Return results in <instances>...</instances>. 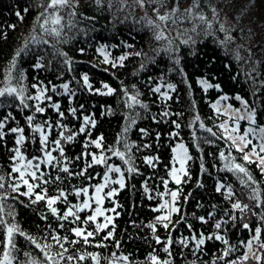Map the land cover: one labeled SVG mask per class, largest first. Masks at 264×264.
<instances>
[{
    "label": "trees",
    "instance_id": "trees-1",
    "mask_svg": "<svg viewBox=\"0 0 264 264\" xmlns=\"http://www.w3.org/2000/svg\"><path fill=\"white\" fill-rule=\"evenodd\" d=\"M196 2L179 0V19L173 23L159 21L152 10L159 7L163 15L171 9L173 0H166L163 7L148 3L140 7L134 0H100L99 3L73 0L74 8L61 12L65 27L61 35L55 37L37 27L36 17L47 0H0V88L10 83L18 91L23 89L28 105L23 107L14 97H0V121L4 122L0 131L5 133L0 138V176L4 177L0 182L5 184V188L0 189V197H6L0 200L3 204L0 219L5 221L0 225V241L5 240L9 225H16L25 233L14 237L16 250L11 253L15 257L12 264L44 261L43 253L31 244L28 236L41 245H52L49 252L55 256L61 249L51 236L79 240L70 232L72 227L94 231L96 224L106 222L102 216L99 222L84 224L90 208L78 213L80 221L73 223L71 217L61 221L51 214L46 200L32 204L34 195H20L27 188L17 179L19 174L11 169L15 166L23 169L28 160H32L33 166L40 164L39 169L29 167L28 172L35 170L37 177L43 173L42 179L33 180L27 174L24 177L29 183L43 185L34 189L36 193L46 192L48 197L58 196L61 191L65 194V198L53 205L60 215L70 206L79 205L84 195H76L77 190L101 182L108 161L120 168L117 173L122 175L125 187L121 189L119 183L112 180L102 189L107 191L103 196V212L112 218V223L90 238L89 244L62 241L68 249L66 255L95 254L99 264H153V256L157 264H164L166 260L170 264H231L244 255L240 242L254 236L256 228H261L260 240L264 241L261 219L264 174L254 161H242L240 152L232 148L222 134L218 123L220 114L211 106V101L222 95L234 102L241 97L252 108L255 124L264 127V0H198L193 12L185 14L184 9ZM71 11H75L74 17L68 15ZM199 15L205 20L201 21ZM149 19L159 27L149 25ZM222 19L229 26L228 36L219 28ZM188 29L193 33L189 38L177 36ZM161 30L165 38L157 40L155 37ZM33 36L41 42H30ZM26 41L29 42L27 49L17 56ZM121 56L126 57L122 62ZM85 75L88 84L83 82ZM64 84H68L67 90L62 87ZM104 85L114 89L113 93L100 94L107 91ZM156 88H160V92H155ZM41 89L45 90V99H27L35 97ZM133 95L137 96L139 104L128 99ZM54 104L59 105L63 117L52 107ZM37 106L45 111L36 112ZM71 109H76L75 114ZM29 116L33 117L31 124L27 120ZM85 116L93 118L95 126L87 125V131L80 133ZM38 124L44 125L48 135L46 150L56 157L52 164L47 163L41 150L39 133L33 131ZM48 125L52 127L49 129ZM12 128L23 129V132L13 133ZM60 132L65 136L73 135V140L62 139ZM18 135L24 137L19 145L23 161L13 159ZM100 137L102 147L97 148L91 141ZM57 139L61 140L63 155L53 143ZM177 139L187 143L190 157L180 184L168 176L172 145ZM113 151L124 152V159L113 155ZM101 153L105 163L94 164L92 155L99 157ZM221 153L229 157L227 164L237 161L244 166L255 183L241 184L240 180L246 177L226 167L220 159ZM146 158L153 163H146ZM63 167H68L73 175L60 171ZM129 168L135 171L129 172ZM81 171L84 175H76ZM45 180L49 182L45 184ZM13 183H19V192H11ZM220 184L225 187L217 192ZM228 187L236 194L231 199ZM171 188L178 193L177 199L173 202L171 198L170 206L161 208ZM252 189L257 192L253 193ZM109 192L113 193L111 197L107 195ZM252 195H257L258 199H249ZM237 200L249 205V210L241 213L233 209L231 205ZM173 206L179 211L171 213L170 221H166L169 227L165 229L164 222L157 217L168 215ZM10 211L14 216L8 215ZM61 223L63 229L59 227ZM217 223L221 224L220 229L215 227ZM244 224H248L251 231L245 229ZM151 225L156 226L155 230ZM109 231L113 236L104 240ZM214 235L222 236L228 244L224 240L208 239ZM201 236L205 243L197 248L196 240ZM182 240L187 243H180ZM101 242L104 246L97 247ZM231 246L235 249L223 256ZM248 255L245 264H257L256 255L262 256L260 264H264V249L256 244ZM124 256L128 257L127 261L122 259ZM2 257L3 245L0 244ZM60 264L95 262L89 257L84 261L61 260Z\"/></svg>",
    "mask_w": 264,
    "mask_h": 264
},
{
    "label": "snow or ice",
    "instance_id": "snow-or-ice-1",
    "mask_svg": "<svg viewBox=\"0 0 264 264\" xmlns=\"http://www.w3.org/2000/svg\"><path fill=\"white\" fill-rule=\"evenodd\" d=\"M76 2L78 3L79 0H76ZM97 3L100 2V0H96ZM135 4L139 5L140 7H144L146 3L148 4H159L160 7L165 6V2L166 0H134ZM74 3L73 0H47L46 5L43 8V11L36 17V21H37V27L45 34L48 35H52L55 37H59L61 35V31L62 29L65 27V25L62 23L63 20V16L61 15V12L65 9L68 8H74ZM198 6V0L196 3H194L191 7L184 9V13L185 14H191L194 10L195 7ZM153 12L156 14L157 19L161 22H165V21H169L171 20L173 23L176 22L177 19H179V16L177 15L179 13V0H173V6L171 7V9L166 12L165 14L161 15L160 14V8L159 7H153ZM25 11H27V9H25ZM213 12L215 13V9H213ZM69 16L74 17L76 15L75 11H71L68 13ZM17 16L23 20V17L21 16V14L19 12H17ZM201 21L205 20V17L203 15H199L198 17ZM149 25H154L155 27H159V25H157L155 23V21L149 19L148 20ZM209 23V27H211V23ZM69 27L72 26V22L69 21L68 24ZM14 27V26H13ZM221 30H223V25L221 26ZM157 40L160 39H164V34H163V30H161L155 37ZM33 43H40L41 41L37 40V38L35 36L32 37L31 41ZM43 43H47V41H42ZM183 43H188V41H183ZM29 42L26 41L24 48L20 49L16 55L19 56L21 52L25 51V49H27ZM81 52H83V49H81ZM136 55H140V53H136ZM120 61L122 62L124 59H126V57L121 56ZM14 62H13V67H14ZM116 65L113 64V67H115ZM37 68L41 67V65L38 63L36 65ZM83 82L84 84H88V76L85 75L83 77ZM201 83H204L203 81H201ZM208 85H206L207 87ZM62 87L67 90L68 89V84H64L62 85ZM169 88H172V85L168 86ZM104 88L107 89L106 92L100 93V94H104V95H110L113 93L114 89L110 88L108 85H104ZM89 89L91 90V86L89 85ZM44 89H41L39 91V93L35 96H28L27 99L28 100H32L35 99L37 101L45 99L44 96ZM100 90H97V92H99ZM155 92H160V88H156L154 90ZM5 95L10 96V97H14L20 100V104L23 107H28V105L25 103V98L23 97V89H20L19 91L17 90L16 87H12L11 84L9 83V86L4 87V88H0V97H4ZM162 96H166V93H162ZM47 99H51V97H47ZM128 99L133 103V104H139L140 101L137 99V96L133 95V96H129ZM222 99H224L222 97ZM239 99V98H238ZM246 103V102H245ZM131 106V105H130ZM143 107H146V105H142ZM52 107H54L55 109H57L58 114L63 117L64 113L63 112H59V105L58 104H54L52 105ZM36 112L38 113H43L45 111V109L43 107L37 106L36 107ZM76 109H71V112L73 114H75ZM165 116L168 115L167 112L164 113ZM247 119L250 121H253L254 119V113H249L247 116ZM28 122L31 124L33 117L29 116L27 117ZM135 121H132V123H134ZM87 125H92L95 126V120L93 118H90L88 116L84 117V126H81V128L79 129L80 133H85L87 131ZM52 126L48 125V128L50 129ZM58 127H62V125H58ZM177 127H179V125H177ZM201 127H203V125H201ZM221 127H225L224 125H221ZM4 128V122L0 121V130H2ZM227 131V129H225ZM34 132L39 133L40 136V144L42 146L41 150L44 152V155L47 158V163L52 164L53 161L56 160V157H54L51 153V151H47V147H48V135L46 134V131L44 129V125H36L35 128L33 129ZM125 131H127V129H125ZM143 132V130H141ZM211 131V130H209ZM233 131H235V129H233ZM249 132H253L252 129L248 130ZM261 133H264V128H261L259 130ZM11 132L13 133H22L23 129L20 128H12ZM253 134H255L253 132ZM5 135V133L3 131H0V138H2ZM60 137L64 140L67 141H71L73 140L74 136L73 135H67L65 136L63 132L59 133ZM248 132H246L244 134V136L240 137V140L244 143L245 146H247L248 144H251V140H246L245 137H247ZM102 137L91 141L92 144H95V146L97 148L102 147ZM262 139V143L259 146V152L255 151V146H253V154L256 155L259 159V165L262 168V171H264V156H261L260 153H264V136L261 137ZM24 141V137L23 135H18L16 138V144L18 145V147H16L14 149L15 155L13 156L14 160H19V161H23L24 160V156L21 153L20 147L19 145H21ZM53 143L56 146V149L60 151L61 155H63V148L60 146L61 145V140L57 139L55 141H53ZM235 143V142H233ZM147 147V146H146ZM181 149H183V145L179 146ZM175 151V149L173 150ZM240 151H243V149L241 148ZM113 155L120 157L121 159H124L125 157V153L124 152H120V151H113ZM221 157L224 156L223 153L220 154ZM33 159H37V158H33ZM190 159V157H189ZM243 159L245 161H247L248 163H252L253 161L250 159L249 155L245 154L243 156ZM92 162L94 164H104L105 163V157L103 154H101L99 157H97L96 155H92ZM125 163H128L127 160H125ZM146 163L148 164H152L153 161L150 158H146ZM92 165H88V167H91ZM29 167H34V169H39L40 168V164L37 163L33 166V162L32 160H28L27 161V165L22 169L20 166H15L11 169V171L13 173H18V180L22 181L23 184L26 186L27 191H24L22 193H19L20 195L26 196V197H32L34 195V199L31 200L32 204H35L38 201H45L47 203V207L50 210L51 214L53 216H57L59 220L61 221H67L70 217L72 218V222L75 223L77 221H80V216L78 215L79 212H82L83 210L89 208L91 205L89 203V200H84L82 204L80 205H72L70 206L62 215L58 214V210L56 207H54L53 205H55L57 203L58 200H61L62 198H65V194L61 191L60 194L58 196H54V197H48L45 194H40V193H36L34 191L35 188L37 187H42L43 185H37V184H32L29 183L28 179H25V175L27 174L31 179L36 180V179H42L43 178V173H41L40 177H37V172L35 170L28 172L27 169ZM230 170H235L238 173H242L244 174V176L246 177V179H241L240 183L247 186L248 182H252L255 183V181H253V177L252 175L248 172V170L240 165V164H234L232 166V168ZM60 171H63L65 173H67L69 176L73 175L72 172H70V170L68 169V167H63L62 169H60ZM86 171V170H85ZM120 172V168L116 167V168H112L109 167L108 168V172ZM129 172H133L135 171L134 168H129L128 169ZM180 171L183 172L184 171V159L181 158L180 159ZM76 175H84V171H81L79 173H76ZM171 175L173 176V178L176 180L177 184H180V179L176 177V170L173 169V172L171 173ZM57 180L60 179V177H56ZM4 177L0 176V181H3ZM105 180L107 182V174L105 175ZM49 181L45 180L44 183L47 184ZM117 183H119L120 188H124L125 184H124V180L121 179L119 181H117ZM167 182H165L166 184ZM105 185H99L96 187V193H97V197H96V203L99 205V203L102 201V197L99 196V193L101 192L102 188ZM19 183H13L12 185H10V190L12 193H16L19 192ZM225 185L220 184L217 186L216 191L220 192L222 188H224ZM5 188V184L0 182V189H4ZM253 193H256L257 190L256 189H252ZM88 193V189L87 188H83L80 190L76 191V195H87ZM107 195L109 197H111L113 195L112 192L107 193ZM171 198L173 200V202L177 199V195L178 193L173 191L171 192ZM236 194L232 191L231 187H228V198H232L234 197ZM6 199V197H0V200ZM249 199H253V200H257L258 196L257 195H252L249 197ZM167 202H165V204L161 205V208L167 207ZM233 209H238L240 210L241 213H245L246 211L249 210V205L247 204H241V202L239 200H237V202L233 203L232 205ZM259 206V204L257 205ZM111 211H114L111 210ZM179 211V209H177L176 207H171L169 214L168 215H164V216H159L157 217L158 221L164 222L163 223V227L165 229H167L169 227V223L166 221H170V215L172 212H177ZM3 212V204H0V213ZM9 216H14V212H8ZM98 216H104V212L97 207V209L95 210L94 214L89 215L86 219L83 220L84 224H89L90 222H95L97 220ZM105 219V223L103 224H96V227L94 229V231H87L86 229L82 228V227H72L70 229V232L72 234H74L75 237L79 238V240L73 239V240H68V236H58V235H53L51 236V239L54 241V243L61 249V251L57 252L55 254V256L50 255L49 250L51 249L52 245L50 244H44L41 245L40 243H38L33 237L28 236L27 239L31 242V244L35 245V247L37 249H39L44 256V261H36V260H31L29 262H27V264H60L61 260H66L68 262H72L73 260H78V261H84L86 258H91L92 261L95 262V264H99V258L97 255L95 254H91V253H87V254H82V255H77V256H73V255H66V253L68 252V249L64 247V243L62 241H68V243L70 244H77L79 242H83L84 244H89L91 243L90 238L94 237L95 235H97L100 231L107 229L109 224L112 223V218L108 217V216H104ZM234 219V218H233ZM262 221H264V215H262L261 217ZM200 220H204V217H200ZM5 223V221L3 219H0V225H3ZM59 227L61 229L64 228V224L61 223L59 225ZM151 227L155 230V225H151ZM189 227H191V225H189ZM215 227L217 229L221 228V224L217 223L215 225ZM243 227L245 229H249V231H251L250 227L248 224H244ZM19 234L20 236H24L25 233L20 231V229L18 228V226L16 225H9L6 229V238L4 241H0V244L3 245V257L0 258V264H12V260L15 259V257H13L11 255L12 251L16 250V245L14 243V237L15 235ZM260 234H261V228H256L255 229V235L251 236L250 239L248 241H241L240 242V246L243 247L245 249V253L242 257L238 258L237 260L231 261V264H245V262L249 259V255L248 252L252 250L253 244H256L258 246V248L260 249H264V241L260 240ZM113 236V232L109 231L107 233V235L104 237V240H107L109 238H111ZM193 239H195V237H193ZM208 239H216V240H224V238L220 235H214V236H209ZM157 243H160V239L159 237L156 238ZM172 243L171 238L169 237L168 239V244L170 245ZM180 243L185 244L187 243V241L182 240L180 241ZM205 243V239L203 238V236H201V238H199L198 240H196V246L197 248H199V246L203 245ZM225 244H228L227 240H224ZM97 247H103L104 244L103 242L99 243L96 245ZM117 247H119V244H117ZM235 249V246H231L229 248H227L224 253L223 256H228L233 250ZM165 251H168L167 247L165 248ZM26 256L29 254H25ZM223 257H221L222 259ZM123 260L127 261L128 257L124 256L122 257ZM255 259L257 261V264H260V261L262 260V256L261 255H256ZM153 260V264H157V258L155 256L152 257ZM164 264H170V261H164Z\"/></svg>",
    "mask_w": 264,
    "mask_h": 264
},
{
    "label": "rangeland",
    "instance_id": "rangeland-1",
    "mask_svg": "<svg viewBox=\"0 0 264 264\" xmlns=\"http://www.w3.org/2000/svg\"><path fill=\"white\" fill-rule=\"evenodd\" d=\"M223 25V33L224 36H228L229 35V31H228V24L227 21L222 19L219 21V28L221 29V26ZM176 32V29L174 31V33ZM181 34L177 35L179 38H189L188 36L190 34H193L192 32L190 33V30L188 29V31H180ZM204 87H206V84H204ZM222 97L224 99H222ZM239 98V99H238ZM211 106L213 107L214 111L216 113L220 114V118L218 119V123L221 129L222 134L224 135L225 139L228 140V142L230 143V145L232 146V148H234L235 150L239 151V156L241 157L242 161H245L243 159V156L245 154L249 155L250 159L252 161H254L258 167L261 169V166L259 165V159L256 155L253 154V146H255V151L259 152V146L262 143V139L261 137L264 136V133H261L259 130L261 128H264L263 126H259L256 125L253 121H250L247 119L248 114L251 112L253 113V110L251 107H248L245 103V101L241 98V97H237L236 98V102L232 101L229 99L228 96L226 95H222L220 97H217L216 99L211 101ZM221 125H224L225 127H221ZM227 129V131L225 130ZM233 129H235V131H233ZM252 129L253 132L255 134H253V132H249L248 130ZM248 132L247 137H245L246 140H251V144H248L247 146L244 145V143L240 140L241 136H244V134ZM235 142V143H233ZM183 145V149H181L179 146ZM243 149V151H240V149ZM175 149V151H173ZM102 154V153H101ZM224 156L221 157L220 155V159L223 162V164L228 167V168H232V166L234 164H240L237 161H235L232 164H227L229 163V157L223 153ZM261 156H264V153H260ZM189 157V152H188V145L187 143L184 141V139H177L175 141V143L172 145V164L171 167L169 169L168 172V176L169 178L176 182V180L173 178V176L171 175V173L173 172V169L176 170V177L180 179V181H182L184 179L185 174L187 173V169H186V164H187V159ZM183 158L184 159V171L181 172L180 171V159ZM116 163H111V161L107 162V166H106V170L102 175V179L101 182H99V184H95L92 187H85L88 189V193L87 195H84L82 200L80 201L79 205L83 203L84 200H89L90 203V210L91 213H89V215L94 214L95 210L97 209V207H99L102 211L104 209L103 207V201H104V193H106L107 191H102L99 193V196L102 197V201L99 203V205L96 203V197H97V193H96V187L99 185H105L104 187L108 186L109 181L115 180V181H119L122 178V175L118 174L117 172H108V168L112 167V168H116ZM241 165V164H240ZM262 173L264 174V171H262ZM107 174V182L105 180V175ZM103 189V188H102ZM175 191L174 188H171L169 190H167L168 193V197H167V207L170 206L171 203V192ZM165 204V202H164ZM104 216H107V214H105ZM100 217L102 216H98L96 222L101 221Z\"/></svg>",
    "mask_w": 264,
    "mask_h": 264
},
{
    "label": "built area",
    "instance_id": "built-area-1",
    "mask_svg": "<svg viewBox=\"0 0 264 264\" xmlns=\"http://www.w3.org/2000/svg\"><path fill=\"white\" fill-rule=\"evenodd\" d=\"M122 264H126L125 262H123Z\"/></svg>",
    "mask_w": 264,
    "mask_h": 264
}]
</instances>
